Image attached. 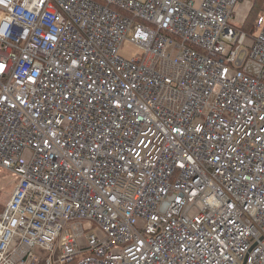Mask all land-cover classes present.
<instances>
[{
	"label": "built area",
	"instance_id": "built-area-1",
	"mask_svg": "<svg viewBox=\"0 0 264 264\" xmlns=\"http://www.w3.org/2000/svg\"><path fill=\"white\" fill-rule=\"evenodd\" d=\"M239 3L0 0V264H264V14L248 35Z\"/></svg>",
	"mask_w": 264,
	"mask_h": 264
},
{
	"label": "rangeland",
	"instance_id": "rangeland-1",
	"mask_svg": "<svg viewBox=\"0 0 264 264\" xmlns=\"http://www.w3.org/2000/svg\"><path fill=\"white\" fill-rule=\"evenodd\" d=\"M250 1L253 2V0H249L247 6L250 4ZM235 14L236 16L234 17L233 22L239 25L241 23L240 19L242 18L243 14L239 16L238 11ZM140 52L141 48L137 44L129 41L128 39H125L123 41L122 46L119 50L120 55L124 58L134 57L137 54L139 55ZM17 179L18 177L15 173L10 171L9 169L0 166V203H2L4 206L11 195V192L15 186Z\"/></svg>",
	"mask_w": 264,
	"mask_h": 264
},
{
	"label": "trees",
	"instance_id": "trees-1",
	"mask_svg": "<svg viewBox=\"0 0 264 264\" xmlns=\"http://www.w3.org/2000/svg\"><path fill=\"white\" fill-rule=\"evenodd\" d=\"M242 1V0H241ZM264 12V0H253L250 1L249 10L240 25L241 29L248 35H253L256 31V24L258 17ZM4 205L0 203V213L3 211Z\"/></svg>",
	"mask_w": 264,
	"mask_h": 264
},
{
	"label": "crops",
	"instance_id": "crops-1",
	"mask_svg": "<svg viewBox=\"0 0 264 264\" xmlns=\"http://www.w3.org/2000/svg\"><path fill=\"white\" fill-rule=\"evenodd\" d=\"M247 3H248V2H247L246 0H242V1L239 3L238 7H237L238 15L241 16V14H243V15H242V18L240 19V20H241V23L243 22V20H244L246 14H247V12H248V10H249V5L247 6ZM237 11H236V12H237ZM235 16H236V14H235ZM235 16H234V17H235ZM241 23H240L239 25H241ZM38 252H39L40 254L42 253V251H39V250H38Z\"/></svg>",
	"mask_w": 264,
	"mask_h": 264
}]
</instances>
